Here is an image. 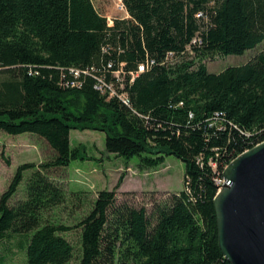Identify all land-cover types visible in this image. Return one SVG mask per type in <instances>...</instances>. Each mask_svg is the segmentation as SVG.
Here are the masks:
<instances>
[{
    "label": "trees",
    "instance_id": "1",
    "mask_svg": "<svg viewBox=\"0 0 264 264\" xmlns=\"http://www.w3.org/2000/svg\"><path fill=\"white\" fill-rule=\"evenodd\" d=\"M123 2L130 16L109 24L93 0H0V131L35 134L54 151L20 165L3 192L0 243L26 236L27 264H69L65 233L80 227L79 264H231L218 240L215 178L264 141V49L219 72L207 60L264 41V0ZM71 68L80 85L69 83ZM120 69L129 104L96 88L104 77L121 90L112 73ZM73 128L104 131L108 152L138 155L141 167L175 155L186 165L184 189L151 209L105 189L76 225L50 218L66 191L49 170L88 158L72 147ZM28 169L26 197L12 202ZM4 245L14 254L11 239Z\"/></svg>",
    "mask_w": 264,
    "mask_h": 264
},
{
    "label": "rangeland",
    "instance_id": "2",
    "mask_svg": "<svg viewBox=\"0 0 264 264\" xmlns=\"http://www.w3.org/2000/svg\"><path fill=\"white\" fill-rule=\"evenodd\" d=\"M97 9L110 19L120 17L122 10L117 6L118 0H93ZM264 49V41L244 54L216 56L207 60L212 72H219L232 65L246 63ZM73 148L79 147L87 159L72 160L66 167L49 170V176L65 187L66 200L48 212L52 219L74 226L87 215L101 190L117 188L118 200L137 205L146 204L149 209L153 201L169 197L185 187L186 165L175 155H168L165 161L156 166L145 168L140 166V157L127 159L106 150V133L93 129H75L70 131ZM54 151L47 141L35 134L25 132L9 134L0 131V198L10 185L18 167L24 163H39L53 157ZM32 170H25L23 180L12 197L24 199L27 184ZM119 185V187L117 186ZM65 235L74 245V257L69 264H79L82 254V232L80 227H73ZM11 239V250L0 254V264H27L26 236L12 235L6 237L0 246H5ZM2 247V248H3Z\"/></svg>",
    "mask_w": 264,
    "mask_h": 264
},
{
    "label": "water",
    "instance_id": "3",
    "mask_svg": "<svg viewBox=\"0 0 264 264\" xmlns=\"http://www.w3.org/2000/svg\"><path fill=\"white\" fill-rule=\"evenodd\" d=\"M222 175L214 198L220 248L231 264H264V141L231 160Z\"/></svg>",
    "mask_w": 264,
    "mask_h": 264
},
{
    "label": "built area",
    "instance_id": "4",
    "mask_svg": "<svg viewBox=\"0 0 264 264\" xmlns=\"http://www.w3.org/2000/svg\"><path fill=\"white\" fill-rule=\"evenodd\" d=\"M117 6L123 12L124 11L127 12V9H126V6H125L123 0H118ZM119 18H126V17H121L120 16ZM113 20L109 18V24H113ZM150 64H151L150 62L141 63L139 65V67H138V70L130 71L129 74L131 75V81H133L135 76L138 75L140 72L145 71L150 66ZM1 68L2 67H1V63H0V75H1ZM84 72H87V71H84ZM70 73L74 75V79L70 80L69 83L72 86L80 85L81 84V82H80V75H81L80 69L71 68L70 69ZM112 73L116 77L117 82L120 84L119 88L121 90H118V88H116L115 82L108 81L104 77H98L97 78L98 79V83L96 84V88L98 90H100L102 93H108L109 98L118 97L119 99H121L126 104H129V102H130L129 95H128V92H127V90L125 88V82H124V75L126 74L125 71H123V69H120V70L113 71ZM66 82H68V81L64 80V84H66ZM213 167L217 170V165L216 164L213 163ZM215 181H216V184L218 185V189L220 190L222 188V185L225 182L223 176L222 177H219V176L216 177ZM229 184H232V183L229 182Z\"/></svg>",
    "mask_w": 264,
    "mask_h": 264
},
{
    "label": "crops",
    "instance_id": "5",
    "mask_svg": "<svg viewBox=\"0 0 264 264\" xmlns=\"http://www.w3.org/2000/svg\"><path fill=\"white\" fill-rule=\"evenodd\" d=\"M129 16H130V15H129L128 11H127V12H125V11L123 12V11H122L121 17H126V18H127V17H129Z\"/></svg>",
    "mask_w": 264,
    "mask_h": 264
}]
</instances>
